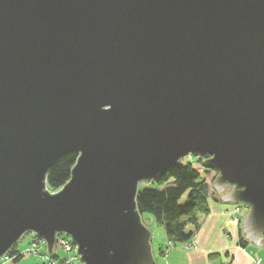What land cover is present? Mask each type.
Returning a JSON list of instances; mask_svg holds the SVG:
<instances>
[{
  "label": "water",
  "instance_id": "1",
  "mask_svg": "<svg viewBox=\"0 0 264 264\" xmlns=\"http://www.w3.org/2000/svg\"><path fill=\"white\" fill-rule=\"evenodd\" d=\"M190 154L259 238L264 0H0V256L62 232L81 264H155L139 184Z\"/></svg>",
  "mask_w": 264,
  "mask_h": 264
},
{
  "label": "crops",
  "instance_id": "2",
  "mask_svg": "<svg viewBox=\"0 0 264 264\" xmlns=\"http://www.w3.org/2000/svg\"><path fill=\"white\" fill-rule=\"evenodd\" d=\"M208 171L205 170V174L199 173L208 185V212L197 214V229L188 227L195 232L193 240L198 246L197 250L186 251L181 245H177L175 249L163 255L162 248L168 241L163 227L159 224L162 227L160 231L154 228L153 220L147 219L150 223L147 224L140 218L150 233L149 244L153 261L155 264H264V244H259L256 237L246 238V232H243L245 226L242 222L249 211L243 209L240 217L235 218L232 212L240 203L224 201L228 193L227 185L221 183L218 188L214 187L218 174L214 170ZM154 231L158 233L157 236ZM257 235L263 242L264 232ZM29 238L30 236H26L19 242V250L25 248ZM241 241L243 246L240 245Z\"/></svg>",
  "mask_w": 264,
  "mask_h": 264
},
{
  "label": "trees",
  "instance_id": "3",
  "mask_svg": "<svg viewBox=\"0 0 264 264\" xmlns=\"http://www.w3.org/2000/svg\"><path fill=\"white\" fill-rule=\"evenodd\" d=\"M77 159L78 154L71 152L52 165L45 177L50 191H58L70 180ZM204 161V158L198 159L203 167ZM150 182L155 188H140L136 196V209L140 218L144 213L150 214L163 227L166 238L174 244L190 241L195 232L188 227L197 229V214L208 212L207 183L194 166L186 161L169 167ZM184 195H187L186 203L180 204ZM240 245L243 246L242 241ZM78 258L75 256L74 264H81Z\"/></svg>",
  "mask_w": 264,
  "mask_h": 264
},
{
  "label": "rangeland",
  "instance_id": "4",
  "mask_svg": "<svg viewBox=\"0 0 264 264\" xmlns=\"http://www.w3.org/2000/svg\"><path fill=\"white\" fill-rule=\"evenodd\" d=\"M192 165L194 166V168L201 174H205L204 173V169L202 168L203 166L197 161H195L194 163H192ZM211 171H208V173ZM210 177V176H209ZM145 187H149V188H155V185H152L150 181H142L139 184V189L140 188H145ZM45 190L52 192L48 189L47 184L45 187ZM56 192V191H55ZM54 193V192H53ZM186 199H187V195H184L181 200H180V204H185L186 203ZM233 215V213H232ZM234 216V215H233ZM142 219L145 220V223L150 224L148 222L147 219L153 220L152 222L154 223V228H158L160 229V231H162V227L151 217L150 214L148 213H144V215L141 217ZM154 235L157 236L158 233L156 231H154ZM26 236H30V238L28 239V242L25 244V248L23 250H19L18 249V244L21 240H23ZM31 236H37L38 238L40 237V239L42 240V242L44 241V239L41 236H38L36 234H34L33 232L28 231L27 233H24L23 236L21 238H19L18 242H16L15 244L11 245L10 248H8V254L5 256H0V264H48L47 262H43L41 261V259H37L38 256L35 255V253L37 254V252H34L32 254H29L27 256H22L21 254H23V251H26L25 249H27L29 246V243L31 241ZM194 237H191V242L187 243H181V244H174L172 241H170L168 239L167 243L165 244V246L162 248V254L166 255L168 252H170L172 249H175L177 247V245H181V247L183 249H185L186 251L188 250H197L198 246L197 244L194 242ZM193 241V242H192ZM40 244V248L42 247L41 250H43L47 255H48V245H46L45 241L43 243L39 242ZM43 245V246H42ZM40 248H39V252H40ZM21 252V253H20ZM38 252V253H39ZM10 254H13V256L8 259V260H4V258H7ZM64 255L66 257H68L69 255L64 253V252H60L59 255ZM47 255H45L46 257H48ZM20 256H22L23 258H21ZM79 259V258H78ZM78 259H76V262L79 263ZM18 260V261H17ZM153 261V259H152ZM155 263V261H154Z\"/></svg>",
  "mask_w": 264,
  "mask_h": 264
},
{
  "label": "built area",
  "instance_id": "5",
  "mask_svg": "<svg viewBox=\"0 0 264 264\" xmlns=\"http://www.w3.org/2000/svg\"><path fill=\"white\" fill-rule=\"evenodd\" d=\"M199 159V157L192 159L191 156H189L186 160L189 163H194L195 161H197ZM53 193V192H50ZM242 205L244 204H239L238 206L235 207L234 211H233V215L235 218L238 217L237 214L240 213V210H243ZM245 207H247L246 205H244ZM242 207V208H241ZM57 234V244L60 248V250H63L64 253L68 254L69 256L66 258H62V260L59 263H55L49 255H47L42 249V247L40 248V243H43L42 240L40 239V237L38 238L37 236H31V241L29 243V247L27 249H25L26 251H23V254H21L22 256H27L29 254H32L34 252H37V254L35 253L37 257V259H41V261L43 262H47L48 264H74V260H75V256H76V251L73 250V244L70 241V239L67 237L66 233H55ZM191 242L188 241L186 242L187 244ZM43 246V245H42ZM39 248H40V252H39ZM39 252V253H38ZM21 253V252H20ZM45 255H47L48 257H46Z\"/></svg>",
  "mask_w": 264,
  "mask_h": 264
},
{
  "label": "bare ground",
  "instance_id": "6",
  "mask_svg": "<svg viewBox=\"0 0 264 264\" xmlns=\"http://www.w3.org/2000/svg\"><path fill=\"white\" fill-rule=\"evenodd\" d=\"M189 156H191V158L192 159H194V158H197V157H199V158H204L205 160L207 159L206 157H202V156H199V155H193V154H190V155H188L187 157H185V158H183V159H181L178 163H182L183 161H186V162H188L186 159L189 157ZM177 163V164H178ZM189 163V162H188ZM190 164H192V163H190ZM203 169L205 168V167H202ZM209 170H211V169H209ZM215 171V170H214ZM216 172V171H215ZM154 180V179H153ZM152 180V181H153ZM69 182V181H68ZM231 188H233V186L231 187ZM242 207H243V209L244 210H247V211H250V208L249 207H245L244 205H242ZM241 207V208H242ZM235 209V208H234ZM234 209H233V211H234ZM242 212V210H240V213ZM233 213V212H232ZM240 213L239 214H237L238 215V217H240ZM237 217V218H238ZM54 237H55V239H54V241H53V247L51 248V251L49 252L48 251V255L50 256V258L55 262V263H59L61 260H62V254L61 255H59V253L62 251L63 252V250H60V248H59V246H58V244H57V234H55L54 233ZM67 237L70 239V241L72 242V244H73V250H75L76 252H77V245L73 242V240L67 235ZM257 238V237H256ZM257 241H258V243L259 244H261V243H263L264 244V240H263V242H262V239L260 240V238H258L257 239ZM48 249V248H47ZM8 251L9 250H7V252L6 253H4L3 254V256H5V255H7L8 254ZM13 256V254H10L7 258H4V260H8V259H10L11 257ZM76 256L77 257H80L79 256V254L78 253H76ZM21 258H23L22 256H20Z\"/></svg>",
  "mask_w": 264,
  "mask_h": 264
}]
</instances>
